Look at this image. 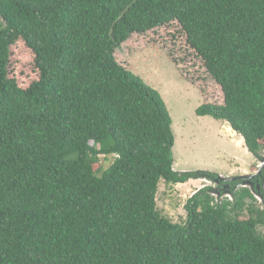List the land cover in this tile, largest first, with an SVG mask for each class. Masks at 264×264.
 I'll return each mask as SVG.
<instances>
[{"label": "trees", "instance_id": "1", "mask_svg": "<svg viewBox=\"0 0 264 264\" xmlns=\"http://www.w3.org/2000/svg\"><path fill=\"white\" fill-rule=\"evenodd\" d=\"M0 16V264H264V203L242 179L174 168L165 100L116 53L179 24L207 72L188 78L168 54L202 90L197 115L228 121L260 157L264 0H0ZM17 45L36 73L25 85ZM161 178L210 181L184 222L157 209ZM252 178L264 197V167Z\"/></svg>", "mask_w": 264, "mask_h": 264}, {"label": "rangeland", "instance_id": "2", "mask_svg": "<svg viewBox=\"0 0 264 264\" xmlns=\"http://www.w3.org/2000/svg\"><path fill=\"white\" fill-rule=\"evenodd\" d=\"M137 36L139 44L146 45L145 47L136 50L127 47L126 50L124 45H121L116 53L123 55L129 63V69L157 88L165 100L173 119L175 137L177 136L173 146L174 168L211 171L219 173L221 179L226 181L232 176H236L235 179H249L252 181L249 187L257 191L258 185L255 186L253 178H247L246 175L260 173V158L264 157V150L261 151L260 157H255L244 144L238 143L235 137L230 136V133L226 135L224 127L220 124L224 120L197 115L196 108L203 102L202 90L181 76L168 54L171 52L172 57L177 59L180 70L187 73L188 78L205 79L207 72L200 57L186 43V36L179 24L173 22L171 25ZM11 57L12 76L25 85L36 75L34 70L30 73L32 62L29 51L23 45H17ZM163 86L166 87V93L168 92L167 100L162 93ZM208 89L221 97L219 88L212 81ZM199 117H204L206 122H192V119ZM175 125H178L180 133L176 131ZM113 159V155H100L104 168L111 164ZM206 183L210 181L193 178L186 182L169 183L161 178L157 190V209L174 222H184V204L198 187ZM227 185L222 184L223 189H226ZM262 187L264 189V181ZM228 195L225 197H229ZM257 199L259 202H255L256 205L264 203V199ZM247 201L250 202L251 199L248 198ZM258 230L264 234V224H259Z\"/></svg>", "mask_w": 264, "mask_h": 264}, {"label": "crops", "instance_id": "3", "mask_svg": "<svg viewBox=\"0 0 264 264\" xmlns=\"http://www.w3.org/2000/svg\"><path fill=\"white\" fill-rule=\"evenodd\" d=\"M161 89H162V93H163V95H164V97L166 98V100H167V97H168V92L166 93V87L165 86H163V87H161ZM200 116V115H199ZM203 116H209V115H203ZM212 117V116H211ZM192 122H194L195 124H198L199 122H202V123H205L206 121H205V119H204V117H199V119H192ZM222 123H220V124H222V127H224V130H225V132H226V135H227V133H230V136H232V137H235V139L237 140V142L239 143H242V145L244 144V140H243V138H242V136L241 135H239L235 130H233L232 129V127L230 126V124H229V122L228 121H226V120H224V121H221ZM203 125V124H202ZM172 127H173V124H172ZM175 129H176V131L178 132V133H180V131H178V125H175ZM174 129V130H175ZM199 129H201V128H199ZM175 138H177V136L175 137ZM245 145V144H244ZM248 150V149H247ZM247 152V151H246ZM248 153V152H247ZM179 183H181V182H179Z\"/></svg>", "mask_w": 264, "mask_h": 264}, {"label": "water", "instance_id": "4", "mask_svg": "<svg viewBox=\"0 0 264 264\" xmlns=\"http://www.w3.org/2000/svg\"><path fill=\"white\" fill-rule=\"evenodd\" d=\"M260 160H261V165H260V168H259V170H261L262 168H263V166H264V157L263 158H260ZM257 173H254V174H251V175H246L247 176V178L250 176V177H252V176H255ZM235 178H237L236 176H232V177H228L227 178V180H231V179H235ZM239 178H241V177H239ZM244 178V177H243ZM250 182L252 183V181H250L249 179H245V180H241L236 186H235V188H238V187H241V186H246V187H249V184H250ZM260 187V185L258 184V188ZM250 188V187H249ZM251 189V191L254 193V195L257 197V198H259V199H261L262 201H263V199H264V197H263V194L260 192V190H252V188H250ZM255 191L258 193H255Z\"/></svg>", "mask_w": 264, "mask_h": 264}, {"label": "flooded vegetation", "instance_id": "5", "mask_svg": "<svg viewBox=\"0 0 264 264\" xmlns=\"http://www.w3.org/2000/svg\"><path fill=\"white\" fill-rule=\"evenodd\" d=\"M253 179H256V178H253ZM255 186H256V185H255ZM221 188H223V187L221 186ZM223 193H224L225 195H228V194H230L231 192H229V191H227V190H224Z\"/></svg>", "mask_w": 264, "mask_h": 264}]
</instances>
